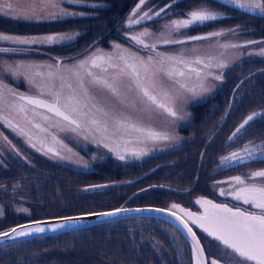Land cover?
Returning <instances> with one entry per match:
<instances>
[{
  "label": "snow or ice",
  "instance_id": "1",
  "mask_svg": "<svg viewBox=\"0 0 264 264\" xmlns=\"http://www.w3.org/2000/svg\"><path fill=\"white\" fill-rule=\"evenodd\" d=\"M176 2L172 0V4ZM213 2L234 5L264 19V0ZM147 3L148 0H139L127 17V27L154 20L165 11L161 8L152 13L151 6L143 9ZM80 4H84V0H23V3L15 4L14 0H0V13L25 23L60 22L85 15L65 6ZM172 4L166 7L170 8ZM102 6L90 5L94 8ZM223 15L207 3L202 4L183 17L170 20L158 32L144 27L129 34L127 39L134 43L135 49L113 42L110 50L96 47L83 58L65 60L57 57L53 58V63L9 64L0 61V121L26 138V142L37 151L45 155L51 153L60 160L68 157L49 146L48 137L53 144L76 155L58 137L57 133L61 132L102 145L121 160L128 152L137 157L146 155L145 147L141 145L176 139L171 128L176 121L188 118L185 106L192 99L209 93L211 81L223 80V73L219 70L228 67V50L242 47L238 43L215 39L226 37L228 33L235 35L238 29L196 36L181 31L217 21ZM79 35L78 32L37 37L0 34V41L17 45L70 44ZM197 41L209 43L198 46ZM257 43L261 46L259 55L264 56V41L251 40L247 45ZM160 45L181 47L162 51L159 50ZM16 51L18 49L0 48V53ZM5 74L13 80L25 82L29 91L19 92L9 86L4 82ZM257 117L264 119V113L249 114L229 140L246 130V126L250 128V122ZM4 140L11 143L6 136ZM243 152L246 156L239 151L231 152L221 158V163L229 162L232 166L242 164L248 168L252 167L249 161L264 163V140L258 144L249 141L244 145ZM217 183L230 184L229 189H220V195L230 196L238 203L230 206L228 203L197 199L196 203L204 209L202 213L187 211L175 203L171 209H178L183 215L171 210L167 212L178 222L177 228L191 238L194 264H264V168ZM21 211L27 212V209ZM127 211L120 208L94 215L114 217ZM81 219L84 217H64V223L51 228V231L74 227L75 221ZM36 224L34 229L30 225H21L11 231H0V240L14 238L13 234L28 236L33 231L45 232L39 221ZM190 224L211 238L206 241L207 253ZM213 241L215 252L212 251Z\"/></svg>",
  "mask_w": 264,
  "mask_h": 264
},
{
  "label": "flooded vegetation",
  "instance_id": "2",
  "mask_svg": "<svg viewBox=\"0 0 264 264\" xmlns=\"http://www.w3.org/2000/svg\"><path fill=\"white\" fill-rule=\"evenodd\" d=\"M196 0H177V2L175 4H172V0H148V3L143 6V9H146L148 6H151L152 8V13H155L156 11H159L161 8H165V11H169L168 14H175L176 16H179L181 14V11L184 12L183 8H179L182 7L183 4L185 2H189L191 6H194ZM213 1V0H210ZM139 2V0H84V4H80V5H65L66 7H68L69 10L71 11H75V12H83L85 13V15L83 16H75V17H70L67 18L64 21H60V22H43V23H25L23 24L21 27L17 26L16 23H11L7 20L9 19V17L3 15L2 13H0V34H7V35H37V36H43V35H48L47 33H62L65 32L67 30L68 33L71 32H78L80 33V35L73 40L70 44H60L61 46H64V49H60L58 51V53L55 55V57L49 55L50 57L53 58H61L62 56H67V53L70 52L72 50V46L75 42H77V40H81L83 39V35L84 34H88L87 38L83 41L80 42L81 45H84V49L86 51H91L94 50L96 47L102 48L104 50H110V44L111 43H121L122 45L125 46H129L132 47L133 49H135V45L132 41H129L127 39V36L129 34H133L135 33L137 30H143L144 27H148L150 30H152L153 32H155V30L159 29V27L155 24L156 22H161L163 20V18H157L155 17L154 20L151 21H145L142 25H133L131 28L126 26V20L127 17L132 13V10L135 8V5ZM14 3H23V0H14ZM93 4H99V5H103L102 7H90V5ZM172 4L171 11L166 7V5ZM214 3L207 1V5L212 6ZM215 6H217L216 4H214ZM227 5V4H226ZM214 10L217 11V9H215L214 7H212ZM219 8V7H218ZM179 9L180 11H173ZM229 10V9H228ZM164 11V12H165ZM230 11V10H229ZM219 12L224 13V10L219 8ZM247 14H243L246 19L244 21H238L235 22V18L232 17V15L227 14L226 16H222V21H218V25L220 27H226V30L229 29H238L240 26H245L246 30L244 33H238V31L236 32L235 35H239V34H243L245 39H243V41L239 40V41H233L232 43H243L244 45H247L248 41L254 40L256 38H260L259 36L263 35L264 36V19L262 18H256L251 16L250 14L252 12H248L246 11ZM163 13V12H162ZM254 15H256L254 13ZM257 16V15H256ZM90 22L84 23L87 20H90ZM220 19V20H221ZM47 23L49 24V27L46 28L44 26V24ZM210 23V22H208ZM216 23V24H217ZM258 24L257 28L260 30H258L255 26V24ZM10 27V28H9ZM17 27V29H15ZM75 28V29H74ZM31 32H28L29 30H31ZM36 30V31H34ZM185 30V29H182ZM230 33H228L229 35ZM227 35V36H228ZM234 35V36H235ZM254 45V44H252ZM161 47H164L165 45H160ZM25 49L23 50V52H21L24 55H31L32 53H39V51H35L32 47V45H25ZM38 47L40 48H45L47 52V54H50L53 52V49L55 48V45H38ZM0 48H10V42L7 41H0ZM27 53V54H26ZM46 54V53H45ZM44 54V55H45ZM11 54L10 52H5V53H0V57L2 59H6L7 57H9ZM68 58H72L67 56V58H64L65 60H67ZM261 59V60H260ZM255 62V69L256 72H260V70H262L263 72L260 73L258 76L255 72V74L252 75V78H250L249 80V84H248V88L249 91L251 92V96H252V101H257V97L254 95L255 92H258V90H263V80H262V76L264 74V57L260 55V58H255L253 59ZM5 62V61H4ZM251 63V61H249ZM261 65V67H259ZM223 73V80L222 81H217L220 83V86H217V90L218 92L214 93L213 96L212 94L209 95H204L207 98H204L203 100L199 101L197 104L193 105L192 108L195 110L197 107H199V105L210 108V113L208 114H204L207 116H210V114L213 115V117L215 118V115H220L219 111H220V100L221 98H225L224 101H226L228 98L230 101H235L236 104H239V101L242 97V94H237V92H233V88L236 86V84H234V81H232V79H230L229 81L226 80V72L221 69L219 70ZM239 73V71H238ZM260 80L259 82L257 81ZM245 82V80H242V83ZM10 83L15 84L16 81L12 80L10 81ZM261 86H258L260 85ZM226 86H228V89L225 88ZM227 90V91H226ZM202 109V108H201ZM256 110L254 112L257 113H264V109H260V108H255ZM202 111L204 112V110L202 109ZM235 113L236 110L234 109ZM212 112H215L216 114H213ZM189 116H191L193 118L194 116V112L192 111L190 113V111L188 112ZM202 114H199L200 117L205 118L207 121L208 119ZM245 115V116H244ZM246 115L249 114H243L240 116L243 117L236 125H230V129L227 130L226 132V136L227 139L226 141L218 144L219 145V149L213 150V152L210 154V148L207 147L206 142H210L211 140H213V136H211L212 134L215 133H220L223 131V127L225 125H219L217 122L212 124V121L214 118H212V120L210 121V123L208 124V126H210V130L211 133L210 134H206L207 136L205 138H200L194 141V143L190 146L192 148H197L199 145L201 146L202 150L201 152H205V156L204 158H206L205 164H209L211 166H213V168L218 164L219 167H217L218 169L216 170V173H212V171H209V178H211V183L215 184L216 186H213L211 188H209V193H203L202 192H192V189H194L197 185H198V179H193L191 178L192 181V186L187 188V189H181L179 192V196H183V197H188V196H192L194 195L197 199H209L212 200L214 203H228L230 206L237 204V201H234L230 196H221L220 195V189H229L231 187L230 184H226V183H217L218 181L223 182V181H228L231 177L237 176V175H241L239 172H235V170H238L239 168H237V166H242L243 168H245V165L242 164H236L235 166H232L229 162H224L223 164L221 163V158L224 156L229 155L231 152H235V151H239L241 153V155H245L246 153L243 152V147L245 144H248L249 141L252 140H248L250 135L252 132H254V130H256L259 126H261L262 124H264V119H261L260 117H257L255 120L256 122H250L251 123V127L249 128L248 126H246V130H242L241 134H238L237 137L233 138L232 140H229V137L232 135V133L235 131V129L237 127H239L240 123L243 122L244 118L246 117ZM259 119V120H257ZM254 123V124H253ZM193 121L191 119V122L189 125H187L184 128H180V133L185 131V134H187V132L189 130H197L196 128H193ZM205 125H207V122L205 123ZM228 129V128H227ZM2 131H5L4 128H2ZM245 133V134H244ZM4 134V133H3ZM6 135H8V132L5 133ZM4 134V135H5ZM263 137H260L258 139H256L255 141H252L253 144H258L261 142V140L264 139V131H263ZM62 135V133H61ZM62 138L64 139V141L66 143H68L69 145L72 144V152L75 154H78L81 158L83 157L86 161H92L94 156L93 153L99 154L98 150H97V144L95 142H91V141H87L84 140L81 137V141L80 142H74L76 144L81 143L78 148L75 147V144L73 142H71L72 140H67L65 139L63 136ZM165 142V141H162ZM237 142V143H234ZM175 143V142H174ZM170 144L168 147V151H166V153L164 154H158L156 157L158 158V161H155V164L153 167L148 168V166H152L151 164L147 165L146 168H144L143 173L139 172V175L136 177V179H121L119 176L120 174L126 175V172L130 175H134V174H138L137 170L141 167V164L138 161V157L134 156L131 154V152L125 153V158L123 160L117 158L116 154H111V156L107 157L109 162L113 163L114 165L116 164H120L122 163L126 168L124 171H120L116 172L117 173V178H113L112 181H105V179H94L91 181H88V185L90 186V188H93V190H91L92 192H94L95 190H97V188H103V187H94V186H106V185H110V186H116L118 184V190L119 193H121V191L127 187V186H132V188H125V190H131V189H135L137 190V192L135 194L138 195V192L140 190V188H142V190H145L149 187V185H151L150 181H146L145 178L148 177L149 174L153 173L154 170H157L158 167L160 166H169V165H175L174 161L172 160H168L169 157L173 154H170L168 152H172L175 151V149H173V144ZM22 145V148H24L23 153L19 150H15V155L10 156L8 153V151L6 150L5 152H8L6 154H1L0 156V169L1 174H3L4 177L0 176V200H2L3 198H5V200H11L12 202L15 201H19L22 200V202H32L33 199H26L24 195L21 194V192L23 191L24 194L26 196H28V193H31L34 191V189L32 188V184L33 182L36 180L35 177V173H37L39 170H42V167H48L50 168V166H52V162L56 163V160L54 158H52L51 156H49V154L45 155L42 151H37L36 148H33L31 146H26L24 144H20ZM51 147L55 146L53 144H48ZM168 145V144H167ZM213 145H217L215 143H213ZM251 146V145H249ZM37 147H39V144H37ZM167 147V146H166ZM165 147V148H166ZM14 149H12L13 151ZM106 150V149H105ZM123 151V149H122ZM181 151V150H180ZM11 153V152H10ZM61 155L64 156H70L71 153H68L66 150H62L60 151ZM179 153V152H178ZM180 154V153H179ZM179 154H175L172 157L175 156H179ZM86 155L88 157H86ZM155 156V155H153ZM131 157H136L135 161L133 162H129ZM168 158V159H167ZM170 158V159H171ZM52 161V162H51ZM98 160H95L93 162H97ZM183 163H186V160H180ZM179 161V162H180ZM15 163L17 165V167H14L12 164ZM249 163L251 165H257V164H263L264 167V163H259L257 161H249ZM23 164H26L27 167V171L29 172L28 176L24 177V176H20L18 174L19 170L22 169V171L24 172V167H22ZM55 167V165H53ZM3 167H5V169H3ZM248 168V167H246ZM199 169H202V165L199 166ZM250 168L246 169L244 172H242L243 175H245L247 172H249ZM114 171H116V167L113 169ZM17 177V178H16ZM112 179V178H111ZM8 181V182H6ZM16 181H18L17 186L13 189L11 188V185H13V183H15ZM2 185H7V186H2ZM140 185V186H139ZM165 188V186L159 185L156 186L154 185L153 188ZM27 189V191H26ZM168 189V188H166ZM172 191L176 192L177 190L170 188ZM169 189V190H170ZM5 190H6V194H5ZM140 190V192L142 191ZM26 191V192H25ZM27 193V194H26ZM219 196V198H217ZM227 198L225 200H222V198ZM134 202V199L131 198H127V200L124 201V203L127 202ZM120 202V200H119ZM196 207H198V211L197 213H202V207L195 203ZM157 207V206H155ZM243 207H250L247 205H243ZM12 205L8 204V205H4L2 204V215L1 216H5L7 215L8 211H10V215L11 214H24L23 212H19L16 213L13 209H12ZM32 208H35L37 210H40L39 207H34V206H30L28 207L26 205L25 209H27V213L31 212V210H33ZM160 208V207H159ZM195 229V228H194ZM197 233V232H196ZM197 235L199 236L200 239H202V237L200 236V234L197 233ZM76 238V236L74 237ZM205 243L206 241L210 240L211 238L206 237L205 235ZM64 239H69L67 237H64ZM20 244V243H18ZM201 244H202V240H201ZM213 244V248L212 251L215 252V242H212ZM204 247V243L202 244ZM207 245V243H206ZM208 246V245H207ZM205 251L207 253V249L205 247Z\"/></svg>",
  "mask_w": 264,
  "mask_h": 264
},
{
  "label": "rangeland",
  "instance_id": "3",
  "mask_svg": "<svg viewBox=\"0 0 264 264\" xmlns=\"http://www.w3.org/2000/svg\"><path fill=\"white\" fill-rule=\"evenodd\" d=\"M207 1L214 3L213 1H210V0H196L194 3V6H191L189 2H185L182 7H179V8L184 9V12L181 11V14L179 16H176L175 14H172V13L168 14L169 11H165V12L161 13V15L157 18L159 19L162 17L163 20L161 22L155 23L159 27V29L155 30V32L162 30V26L164 24L170 22V20L183 17V15L185 13L190 12L194 9H197L202 4L207 3ZM214 4H216L217 6H215ZM214 4L212 6H210V5H208V6L214 7L215 9H217V11H219V8L223 9L224 10L223 16H226L227 14H229V15H232L233 18L238 19L239 13L247 14L246 10L238 9L234 5H231V4H227V5L226 4L218 5L217 3H214ZM169 10L171 11V8ZM173 11L179 12L180 10L176 9ZM247 15H249V14H247ZM250 15L253 17L259 18L258 16L254 15V13H251ZM7 20L10 22V24L16 23L17 26H19V27H21L23 24H25V22L17 21V20L12 19V18H9ZM90 21H91V19L87 20L84 23H87ZM218 21H222V19L207 23L205 25H200V26H196L194 28H189V29H185V30H181V31L185 32L191 36L207 35L208 33H211L213 31H220V30L227 32V30L225 29L226 27H220L218 25V23H217ZM257 25L258 24H255L256 28L258 27ZM44 26L46 28H48L49 24L45 23ZM245 28H246L245 26H240L237 30L238 33H244ZM15 29H17V27ZM31 31H32V29L29 30L28 32H31ZM34 31H36V30H34ZM67 31H69V30H67ZM67 31H65V32H67ZM62 33H64V32H62ZM47 34H53V33H47ZM18 36H20V35H18ZM87 36H88V34H84L83 39L77 40V42H75L73 44L72 50L67 53V56L72 57V58H83L85 54L93 51V50L86 51L84 49V45L80 44V42H83L87 38ZM21 37H37V35H35V34L34 35H28V36L22 35ZM259 37L260 38H256L255 41H257V42L264 41L263 35H261ZM215 39L221 40L222 42L226 40V41L232 43L233 41H239V40L243 41V39H245V37L243 34H239V35L234 36L232 33H230L226 37H217ZM195 43H196V45L199 46V45H207L209 42L208 41H197ZM239 44L242 45V47H240L238 49L228 50V55L226 56V61L228 63V67L223 69V70L226 72V80L229 81L230 79H232V81H234V84H236V86L233 88V92H237L238 95L242 94V97H243L244 93L248 92L247 87H248V82L250 81L249 79L252 78V75L255 74V72H256V69H255L256 66L254 64L255 61L253 59L260 58L259 52H260L261 46L259 43L254 44V45H244L243 43H239ZM32 47L35 51H39L40 54H38V53L33 54L32 53L29 56H27V55L23 56V54L21 52H23V50L26 48L25 45H17V44L10 43V48L11 49H18V51L10 52L11 55L9 57H7L6 59H2L0 57V61H3V62L5 61V63H9V64H14L17 62L53 63L54 62L53 57H55V55L58 53V51L60 49H64V46H61L60 44H55V48L53 49V52L50 54H47L48 51H46L45 48L44 49L40 48V47H38V45H32ZM173 47L179 49L181 46H164V47L159 46V50H162V51L163 50H171V48H173ZM49 55H51L53 57H50ZM67 56H62V59L67 58ZM249 61H251V63ZM259 67H261V65ZM238 71H239V73H238ZM262 72H263L262 70H260V72L258 70V72H256L257 76ZM12 80L13 79L11 77H9L7 74L4 75V82L9 84V86L16 88L17 91H19V92L27 93L29 91L27 84L25 82H23L22 80H20V81L15 80L16 81L15 84L10 83V81H12ZM242 80H245V82L242 83ZM262 80L264 82V74L262 76ZM257 81L259 82L260 80L257 79ZM217 86H220L219 82L211 81V91L205 95L212 94V96H213L214 93L218 92ZM225 88L228 89V86H226ZM254 95L258 99H262V96H264V90H262L261 94H259L258 92H255ZM242 97H241V101H242ZM204 98H207V97L203 96L201 98H194L185 106V111L187 113L189 111H190V113L193 111L194 116H193V118L191 116H188V118L185 120L176 121L175 125L172 126L171 132L176 137V139L174 141L159 142L156 144L150 143L147 146H144V145L140 146V147H145L147 154L141 155L138 157V161L141 164V167L137 170L138 174L130 175L126 172V175L123 176L124 180L136 179V177L139 175V172L143 173L144 168H146L147 165H149V164H151L152 166H148V168L153 167L155 164V161H158L157 160L158 158L156 156L159 153L165 154L166 151H168L169 145L175 142L173 144V149H175V151L168 152V153L173 154V155L179 154V153L180 154H179V156H175L172 158H171V156H173V155H171L169 157V159L168 158L167 159L174 161L175 164H177L180 160H186L187 161L185 163V167H189L190 171H188V172L181 171L180 175H181L182 179H183V176L184 177L185 176L186 177L187 176L188 177L193 176L194 179L197 178L199 181H198V185L196 186L195 190H197L198 193L202 192V190L207 191V190H209V188L216 186L215 184L211 183L212 180H211V178L208 177L209 176L208 172L213 170L212 173L213 174L216 173V170L218 169L217 167H219V165L217 164L213 168V166H211L209 164H205L206 158H204V156L206 153L201 152L202 148L200 145L196 149L190 147L194 143L195 140L200 139V138H205L208 134L211 133V130L209 128L210 126H208V124L210 123V121L214 117L212 114H210V116L204 115V114L210 113L211 107L207 108V107H205V105L202 107H201V105H199V107H197L195 110L192 108L193 105L197 104L199 101L203 100ZM224 100H225V98H223V97L220 100L222 102V106L226 102ZM250 101H252V100H250ZM201 108L204 110V112L202 111ZM232 108H233V106L231 104H228V105L226 104V106L220 107V111H219L220 117L218 119H216L214 123H216V125H217V121H218V124L221 122V124H219V125H223V122L225 120V124H224L225 126L223 127L222 132L215 133V134L211 135V136H213V140H211L210 142H206L207 147L210 148V154L213 152V150L220 148L218 144L226 141V139H227L226 132H227V130L230 129L229 126L230 125H233V126L236 125L245 116L244 115L243 117L238 116V117H232L231 118L230 116L234 115L233 114L234 108L233 109ZM255 110L256 109H253V111L250 110L248 112V114H252ZM212 113L216 114L215 112H212ZM199 114L204 115L208 119V121L205 118L200 117ZM215 117H216V115H215ZM191 119L193 121V125H192L193 128H196L197 130H189L186 135H184L185 131L180 133V131H179L180 128H184L187 125H189L191 122ZM257 120H259V119H257ZM206 122H207V125H205ZM255 122H256V120L254 121V123ZM2 128H4L5 131H2ZM35 131L38 132V130H35ZM53 131H55V130H53ZM6 132H8V135L5 134ZM61 133H57V135L63 141H64V139L62 138V136L69 141L72 140L71 142H73V143L81 141V137H79V136H75L74 134H71V133H67V134L62 133V135H61ZM204 133H206L207 135ZM0 134H2V135H0V153L2 155L6 154L8 152H9L8 154L10 156L15 155V150H19L23 153L25 147L22 148V145H20L21 143L26 145V146L27 145L30 146L26 142V138L18 135L11 128L7 127L2 121H0ZM5 136L8 138L9 141H11L10 144L4 140ZM87 141H90V140H87ZM49 143L53 144L51 142V137H48V144ZM64 143L67 145L68 148L72 149V146H71L72 144L69 145L65 141H64ZM213 143H215L217 145H213ZM234 143H237V142H234ZM74 144H75V147L78 148V146L81 143H79V144L74 143ZM53 145L55 146L57 151L60 152L63 150L60 148L59 145H55V144H53ZM12 149H14V150L12 151ZM6 150L8 152H5ZM97 150H98L99 154L93 153L94 158L92 161H86L83 157L81 158L78 154H76V155L71 154L70 156H67L68 157L67 159H64V160H60L59 158L52 156V154H49V156H51L52 158H54L56 160V163H53L51 161L52 164L55 165V168H53V170L50 171V173H49V174H51L52 177H53L54 173H59V174L63 175V176H61V179H63V180L72 181V180L78 179L80 181L79 185H77V186H72V187L61 186L60 185L61 180H59V179H53V181H52L51 177L48 179L43 178L45 174L42 171H45V170H42V171L39 170L37 173H35L36 179H40L42 184L46 188L48 187V190H50L49 194H51L54 191V196H53L54 199H51V201L49 203L51 206L50 209H52V210L56 209L57 210L59 204L67 203L68 198H70L72 200L74 197L79 196L81 194L80 190H81L82 194L94 193L91 191V190H93V188H90V186H88V185H91V184H88V181H91V180H94L97 178H100V179L106 178L105 181H112L113 178L117 177L116 172H119V170L121 172L125 170L126 167L122 163L114 165L113 163L109 162L107 157H109V156H111V154H115V153L110 152L107 148L103 147L102 145H98ZM121 151H122V149H121ZM1 154H0V156H1ZM153 155H155V156H153ZM86 157H88V156L86 155ZM136 157H131L129 162L135 161ZM95 160H98V161L93 162ZM12 165L14 167H17V165L15 163H13ZM201 165H202V169H198V167ZM22 167H24V172L22 171V169H20L18 174L20 176H24V177L28 176V174H29V172L27 171L28 166L26 164H23ZM115 167H116V171L113 170ZM237 168H239V169L235 170V172H239L241 175H243L242 172H244L246 169H248L246 167L243 168L242 166H237ZM260 168H264L263 164H257L255 166L252 165V167L249 170L255 171V170L260 169ZM3 169H5V167H3ZM66 170H68V171H66ZM1 171L2 170L0 169V176L4 177L3 174H1ZM122 175L123 174H120L119 176H122ZM166 175L167 174L162 172V171L156 172V176L158 178L160 176L164 177ZM6 182H8V181H6ZM84 182L86 183V186L82 189V188H80V185L83 184ZM17 183H18V181L13 183V185H11V188L14 189L17 186ZM2 186L5 187L7 185H2ZM62 187H65L68 190H66V191L62 190L61 191ZM118 187H120V186H118V184L116 186L106 185V187L97 188V190H95V192L96 193H104L106 190H108L110 188L113 191H115L116 189H118ZM26 191H27V189H26ZM6 193L7 192L5 190V194ZM203 193H207V192L203 191L201 194H203ZM21 194L24 195L25 198L27 199V196L24 194L23 191L21 192ZM29 194H31V193H28V195ZM29 196L35 197L34 195H29ZM195 198L196 197L194 195L188 196V197L181 196L180 198H176V201H179V202L175 203V204H178L181 208H184L187 211L197 213V211L199 209H198V207H196ZM217 198H219V196ZM85 199H86V201H89L90 203H95L98 200L96 198H92V197H88V196H86ZM225 199H227V198L226 197L222 198V200H225ZM61 200H62V202H61ZM78 201H80V200H78ZM100 203H102V202H100ZM173 203L174 202H171V205ZM2 204H4V205L11 204V200H9V199L5 200V198L0 200V209H2ZM76 204H77V202L75 200H73V205H76ZM12 207H13V205H12ZM169 210L176 211L178 214L183 215V213H180L178 209H171V206H170ZM203 211H204V209H203ZM7 215H8V217L11 216L10 211H8ZM0 217H1V215H0ZM46 219H49V218H46ZM185 219H187V218L185 217ZM20 224H22V223H20ZM191 226L194 227L195 231L198 234H200V236L202 237V239H201L202 244L204 243V245L207 249V252H208V246L205 243V239H206L205 235L206 234L202 233L198 228H196L195 225H191ZM173 227L176 228L175 226H173ZM77 240H78L77 238L70 237L68 241H70L74 245L72 247L75 248V250L77 252H79L78 249L79 250L83 249L84 244H82L81 241H77ZM64 241H67V240H64ZM10 245H8V246H10ZM2 247H6V246H2ZM190 249H191V247H190ZM108 251H109V249H108ZM47 253H49V252H47ZM50 255L53 256L56 254L50 253ZM44 259L47 260V257H44Z\"/></svg>",
  "mask_w": 264,
  "mask_h": 264
},
{
  "label": "trees",
  "instance_id": "4",
  "mask_svg": "<svg viewBox=\"0 0 264 264\" xmlns=\"http://www.w3.org/2000/svg\"><path fill=\"white\" fill-rule=\"evenodd\" d=\"M245 19L246 17L239 13L238 19L234 21H244ZM258 86H261V84ZM262 86L264 90V84ZM247 91V93H244L242 101L240 99L239 104H236L235 101H230L228 98L223 106L222 102H220L219 107L231 104L236 110V113L234 111V115L230 116L231 118L240 116V113L241 115L248 114L250 110L253 111L255 108L264 109V96H262V99L257 98V101H250L252 96L249 88ZM258 93L261 94L262 91L258 90ZM219 117L216 115L212 124ZM263 131L264 124L249 134L248 140L255 141L263 137ZM53 168H55L53 165L50 168L42 167V170H45H41L45 174L43 178L48 179L51 177L52 181L53 179H59L61 180V186L72 187L79 185L80 181L78 179L72 181L63 180L61 179L63 175L59 173H54L52 177L49 173ZM189 169L181 161L175 165L158 167L157 170H154L153 173L145 178L146 181L151 182V185L145 190L140 188L142 191L140 192L139 190L138 195L135 194L137 192L135 189L125 190V188H132V186L125 187L121 193H119L118 189L113 191L111 188L104 193H96L94 191V193L82 194L80 190L81 194L79 196L74 197L72 200L68 198L67 203L59 204L57 210L50 209L51 206L49 204L51 199H54V191L49 194L50 190H48V187L46 188L40 179H36L32 184L34 191L29 194L35 197L27 196L29 200L34 198L32 202L28 203L19 200L11 203L13 205L12 209L16 213L23 212L24 214H11L9 217L8 215L1 216L0 231H8L12 227L20 225V223L52 217L95 213L117 209L118 207L157 206L169 209L171 202H179L176 201V198L182 196H179L180 190L192 186L191 178L193 176H183L182 179L180 175L181 171L188 172L190 171ZM158 171H162L167 175L158 178L156 176ZM123 176L120 178L123 179ZM154 185H162L165 188H153ZM85 186L86 183L84 182L80 185V188L83 189ZM170 188L177 191L174 192ZM195 188L192 189V192H197ZM62 190L66 191L68 189L62 187ZM203 191L210 192L209 190ZM86 196L98 200L95 203H90L86 201ZM127 198L134 199V202L124 203ZM73 200L77 202L76 205H73ZM26 205L28 207H39L40 210L32 208L33 210L28 213L21 211V209H25ZM75 236L78 239L77 241H81L84 244L83 249L79 250L77 248L79 252L72 247L74 245L68 241L69 239H64V237ZM178 252L179 254H177ZM50 253L56 255L51 256ZM44 257H47V260ZM0 264H192V256L186 239L172 225H169L164 220L139 217L0 247Z\"/></svg>",
  "mask_w": 264,
  "mask_h": 264
},
{
  "label": "water",
  "instance_id": "5",
  "mask_svg": "<svg viewBox=\"0 0 264 264\" xmlns=\"http://www.w3.org/2000/svg\"><path fill=\"white\" fill-rule=\"evenodd\" d=\"M120 209V208H117ZM127 209L128 211L125 213H121L118 216L114 217H105L101 218L98 215H94L97 213H102V212H110L114 210H106V211H100V212H95V213H84V214H75L74 216H63V217H52L51 219H41L39 220L40 227L45 228V232L43 233H36L32 232L31 235L28 236H18L16 234H13L14 238L6 237L3 240H0V247L2 246H8L13 243H19L24 240H31L33 238H42V237H53V235H60L68 232H74L77 230H83L85 228L89 227H96L97 225H104L107 223H112V222H117L119 220H128V219H136V218H155L158 220H164L165 222L169 223L170 225H174L177 228L178 222L175 220L174 217L167 215V212L169 211L168 209L162 208V207H155V206H149V207H128L124 208ZM136 209H143L144 211H135ZM148 209H161L163 210L162 212H156V211H148ZM173 211V210H171ZM178 214V213H177ZM180 215V214H178ZM64 217H84V219L77 220L75 221V226L74 227H65L63 229L57 228V230L51 231V228L64 223L63 218ZM37 221H31L29 223H23L15 227H19L21 225H30L32 229H34L37 224ZM191 226V224H190ZM192 227V226H191ZM12 229V228H11ZM9 229L8 231H11ZM178 229V228H177ZM23 230V229H20ZM194 230V228H193ZM178 231L181 233V235H184L185 238L187 239L189 246H191V238L186 236L181 230L178 229ZM198 236V235H197ZM199 238V237H198ZM203 246V245H202ZM191 256H192V251H191ZM192 264H194V260L192 259Z\"/></svg>",
  "mask_w": 264,
  "mask_h": 264
}]
</instances>
